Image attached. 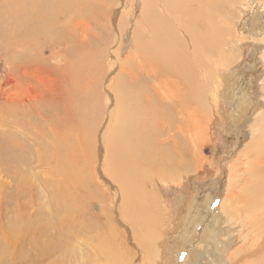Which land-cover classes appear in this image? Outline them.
Wrapping results in <instances>:
<instances>
[{
  "label": "bare ground",
  "instance_id": "1",
  "mask_svg": "<svg viewBox=\"0 0 264 264\" xmlns=\"http://www.w3.org/2000/svg\"><path fill=\"white\" fill-rule=\"evenodd\" d=\"M99 1L102 3L97 4L96 0H0V42L12 55L2 52L13 58L18 80L25 74L22 72L25 66L35 68L34 85L19 84V87L26 86L24 95L16 101L9 100L11 95L6 97L3 111L7 117L2 120L0 116V129L11 130L9 136L0 138V175L12 179L5 183L6 189H3L4 184L0 185V264H100L103 261L129 264V249L122 245L125 249L118 247L121 253H116L110 236L113 228L105 226L107 233L93 235L88 222L77 216L80 208L70 198L75 192L85 200L92 197V190L80 191L79 181H90L84 176L88 169L85 167L84 172L80 163L83 158L87 164L89 145L97 137L104 145L100 158L104 157L108 179L117 186L123 200L118 210L126 234L130 236L128 243L138 255H144L143 264H175V252L180 249L178 243L187 245L198 234V221L190 215L195 199L180 198L175 206L180 216L175 212L171 214L172 209L165 207L167 201L157 189L156 180L164 177V181H174L191 170L198 174L200 146L208 136L211 122L210 105H207V98L213 92L211 84L220 79L221 63L231 61L230 52L225 58L221 54L229 40L225 38L228 33L219 27L225 22L221 12L225 5L232 6L235 1L144 0L141 12L146 23L143 29L133 30L130 53L124 62L119 61L120 43L111 58H106L107 72L118 67L114 80L107 82L109 88L105 86L107 83L103 86L102 81L103 92L98 91L97 76L91 72L85 75L92 78L85 90L79 84L77 72L81 65L91 67L96 59L86 61L82 56L83 60L78 57L73 60L71 50L67 49L65 59L73 61L67 77L71 90L66 91L62 85V93L52 91L51 82L38 77L37 72L44 67H39L42 61L29 53L37 51L44 43L52 44L53 32L61 35V41L68 46L87 44L91 12L99 5L107 15L109 0ZM119 7L123 9L122 3ZM111 21L110 15L107 29L125 30L119 23L111 28ZM223 37L226 40L223 41ZM229 88V99L234 102L240 90L236 92L233 84ZM103 93L111 101L108 106L111 111L101 118L98 105ZM57 94L65 99L62 103ZM245 97L236 101L234 116L229 117L234 127L249 106ZM112 103L114 108H111ZM16 105L29 112L19 111ZM54 117L62 122L56 123L57 119L52 122ZM88 117L92 118L90 123ZM99 117L103 123L93 127L94 119ZM223 118L226 119V115ZM262 127L247 153V156L251 153L256 156L252 160L248 157L250 161L246 160L241 172L229 175L230 182L225 188L228 195L224 194L219 211L204 227L202 237L215 252L211 255V264H230V255L226 257L230 248L240 253L245 248L248 250L249 241L256 243L251 253L252 257L256 255L254 264H264ZM27 151H33L32 157H25ZM27 159H36V162ZM6 165L9 168L5 172ZM35 168L38 172H34ZM149 172L153 180L146 183L152 182L159 201L158 211L141 187ZM209 207L207 204L206 208ZM31 209L34 211L30 212ZM162 219L171 223L165 221L174 236L161 230ZM219 229H225V238L221 237L222 230L223 234H218ZM176 240L179 242L175 243ZM161 246L165 253L161 252ZM197 262L196 258L190 261Z\"/></svg>",
  "mask_w": 264,
  "mask_h": 264
},
{
  "label": "rangeland",
  "instance_id": "2",
  "mask_svg": "<svg viewBox=\"0 0 264 264\" xmlns=\"http://www.w3.org/2000/svg\"><path fill=\"white\" fill-rule=\"evenodd\" d=\"M234 1V4L236 3L235 6L234 4L232 6H228L227 4L224 6V9L221 12V18H223L225 22L223 24H220L221 26L219 25V27L220 29H223L224 32L228 33L227 35L225 34V38L227 37L226 39H229L227 43L230 42L228 43L229 45L226 43L225 47H223L224 49H221V54H224V58L225 56L230 55L231 61H226L227 63H221V71L219 72L220 79L216 77V83L211 84L213 92L212 95L208 96L207 98V105H210L208 118L211 122L209 124L208 136L200 146L202 152L201 156L199 157L200 162L197 168L198 174H196V171L191 170V172H187V174L183 173L186 175H183L179 178H174V181H164V177L160 178L162 180H156L159 183L157 189L162 192V195L164 196L163 199L167 201V205L165 207L172 209L171 214L175 212L178 217L180 216V210H175L176 203L180 201V198H188L189 196H191V198L195 199L193 203L194 205L190 210V215L192 217L195 216L198 221L197 228L199 230V235L197 234L190 242L187 243V245L178 243V247H180V249L178 250V252H175L177 253L174 256L175 264H188V262L190 263L191 259L193 260L194 258L197 259V264H211V255H213L215 252L213 249L214 247L207 244L202 237L204 233V227L211 222L213 214L216 211H219L218 205L222 203L224 194L228 195V193L225 191V188L226 185L230 182L229 175L237 173V171L241 172L242 168L245 166L244 164L246 160H249V158L250 160H252L256 156L253 153H251L250 156H247V153L254 146L253 138L261 133L263 128L262 126H264V120H261L262 116L264 115V0ZM100 2L101 1L96 0L97 4H99ZM143 2L144 0H109L107 15L103 13L98 5V7H96L97 10L91 12V17H89V30L91 34L88 36L87 44H82L79 47L75 45H66L61 41V35L53 32L50 37L52 38V44H50L49 42L47 44L44 43L40 49L29 53L30 56L42 61V63H39V67L44 66L43 69L37 72L38 77L42 78L43 81L45 79H47V81H50V88H53L52 91L56 90L59 94L60 92L62 93L60 86L63 85L66 91L69 92L71 89L70 85L67 82V77H69L68 71L69 69L71 70L70 67L72 66L73 61L70 59H65V51L67 49H70L73 60L77 57L78 59L83 60L82 56H85L86 61L90 60L89 58L96 59V63H91V67H82L81 65L79 72H77L79 76V84H81V86L85 90H87L89 87L87 86V84L89 82L92 83V78L89 79L85 75L92 72L93 75L97 76V79L95 80L97 83L95 84L98 86V91L103 92V89H101L100 86L101 82L104 81V83L102 84L103 86L107 82L110 83L112 80H114L113 78L116 77V73L118 71V67L112 68L110 72H107L105 70L107 66L106 58H111L112 51L115 52L116 48L121 43L120 52L122 54H119V52L117 53L121 56V60L119 61L124 62V60L128 56V53H130L131 51L130 44L132 36L131 34L133 33V30L135 32L144 28L146 21L141 12ZM120 3H122L123 9H121L122 7H119ZM92 4L94 3H90V5ZM84 7L85 4H82L81 8ZM72 9L74 10V7ZM110 15L112 18V21L110 23L111 28L113 26H116V23H119V25L125 27V30L107 29V21L108 18L110 19ZM84 19L88 20L87 18ZM225 38L223 39V41L226 40ZM3 45L4 44L0 42V116H2V120L3 118L7 117L6 113H4L3 111L5 98L11 95L12 97L9 100H18V98H21L22 95H24V87H26H19V84L28 82L30 83V85H34L32 79H35V68L27 66H25L26 69L22 71L25 74L21 75L19 80L16 79L17 75L15 73L16 71L13 65L14 60L13 58L10 59L9 56L12 55V53H10L11 51H8V49L7 54L9 55L6 56L2 52V50L7 52L2 47ZM228 52H230V54ZM39 56L41 57L38 58ZM63 59L65 60L63 61ZM115 60L117 61V58H115ZM103 72L107 73L105 74ZM21 79L24 80L22 83L20 82ZM109 83L105 85L107 86V88L110 87ZM232 84L234 88H236V92L240 90L237 94V99H235L234 102L229 99L231 90L229 87H231ZM227 85H229V87ZM105 93H103L101 101L99 100L98 105V107L101 109V113L99 112L101 118L108 110H110L108 109V106L110 105L111 101ZM48 96L49 94L47 93L46 97ZM57 97L61 99V103L65 100L59 95ZM104 97L106 100H104ZM244 97L246 98L245 100L247 101V104L249 106L245 114L240 116V121L238 122L237 127H234L230 122L229 117L230 115L234 116L233 112L236 110L235 106L238 102V99ZM227 101H229V103ZM112 107L114 108L113 103L111 105V108ZM16 108L19 111H27L21 105H16ZM225 115L226 119L223 118V116L225 117ZM61 116L63 117L65 115L63 114ZM100 117L94 119L95 121L93 123V127H95L96 124L99 127L100 124L103 123ZM56 119L57 117L52 118V122L53 120L56 121ZM97 119H99V121ZM87 120L90 123L92 118L88 117ZM60 122H62V119H59L58 117L56 123ZM10 134L11 130L9 128L7 131H5L4 129H0V138L2 136L4 139V137L6 138V136H9ZM89 146L90 147L88 152H90L87 153V164L84 163L83 158L80 164L81 166H83L84 172L85 167L88 169L89 172H86V175L84 176L86 178H89L90 181L88 182V180H86L85 182L83 180H80L79 186L80 191H83L82 193L89 190H92L91 193H93L92 197H88V199L86 200L79 193L75 192L72 193L73 195L71 194V201H73V203L80 208L76 212V214L80 219H85L88 222V224L92 228L91 231L93 235H101L102 233H107L108 229L105 228V226L113 228L110 236L113 239L116 253L120 254V249L125 246L130 251L127 253L129 255V264H139V262L140 264H143L144 255H138L134 251V247L128 243L127 238L129 237L128 239L130 241V236L126 234V228L123 226L124 224L122 223V220L119 216L120 211L118 210V208L122 206L123 200H121V195L117 186L110 182L108 179L104 157L100 158V154L104 151V145H102L101 138L97 137L93 139V142ZM32 153L30 151H27L25 153V157H32ZM27 160L29 162H36V159ZM103 164L105 165L103 166ZM8 168L9 166L5 167V172ZM36 169L37 168L34 169V172H38V170ZM41 171L42 170H39L40 173ZM89 174H92L91 178ZM147 180H153L150 172L147 174V178L142 181L141 187L143 190V194L148 199H150L151 202H153V208L155 209V211H158L159 201L154 190L152 189V182L146 183ZM10 181H12L11 178L9 179L4 174L0 175V185L4 184V188L2 187L3 189H6L5 183H8ZM182 190H184V192H182ZM82 198L84 200H82ZM207 204H209V208H206ZM34 209H31L30 212H33ZM165 221L168 222L166 219H162V221L160 222L161 230L166 234L168 233V235L171 234V236H174L169 226L171 223L168 222L169 225H167L165 224ZM221 230L224 232V234ZM217 232L220 235L223 234L221 237L224 236V238L227 235V233H225V229H219V231ZM177 241L179 242V240H176L175 243ZM163 245V247H165L167 250V247L165 246L166 244L164 243ZM248 246V250L247 248H245V251H241L240 253L234 252L232 251V248H230V253L226 255V257H228L229 255V257H231L230 262H228L230 264H254L257 260L255 259L256 255L252 257L251 253L256 248V243L254 242V244H252L249 241ZM202 250L205 251L203 252ZM196 251L198 254L196 253ZM161 252L165 253L162 250V246ZM187 256L189 258H187ZM105 262L103 261L100 264H104Z\"/></svg>",
  "mask_w": 264,
  "mask_h": 264
}]
</instances>
